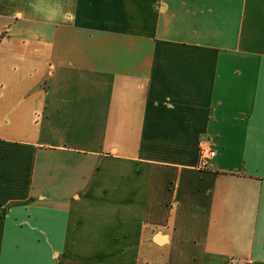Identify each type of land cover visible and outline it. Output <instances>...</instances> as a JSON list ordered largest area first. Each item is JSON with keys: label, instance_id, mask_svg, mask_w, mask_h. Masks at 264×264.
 <instances>
[{"label": "crops", "instance_id": "crops-1", "mask_svg": "<svg viewBox=\"0 0 264 264\" xmlns=\"http://www.w3.org/2000/svg\"><path fill=\"white\" fill-rule=\"evenodd\" d=\"M1 42L0 264H264V0H0Z\"/></svg>", "mask_w": 264, "mask_h": 264}, {"label": "built area", "instance_id": "built-area-1", "mask_svg": "<svg viewBox=\"0 0 264 264\" xmlns=\"http://www.w3.org/2000/svg\"><path fill=\"white\" fill-rule=\"evenodd\" d=\"M198 153H199V164L200 166H206L209 157H211L214 154V150L211 149L209 144L207 142H202L198 147Z\"/></svg>", "mask_w": 264, "mask_h": 264}, {"label": "rangeland", "instance_id": "rangeland-1", "mask_svg": "<svg viewBox=\"0 0 264 264\" xmlns=\"http://www.w3.org/2000/svg\"><path fill=\"white\" fill-rule=\"evenodd\" d=\"M14 40H11V42H13ZM3 45L2 42L0 43V46Z\"/></svg>", "mask_w": 264, "mask_h": 264}]
</instances>
